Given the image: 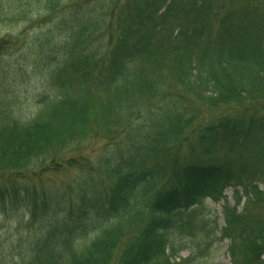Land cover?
Masks as SVG:
<instances>
[{
	"label": "trees",
	"instance_id": "obj_1",
	"mask_svg": "<svg viewBox=\"0 0 264 264\" xmlns=\"http://www.w3.org/2000/svg\"><path fill=\"white\" fill-rule=\"evenodd\" d=\"M0 206V264H264V0H0Z\"/></svg>",
	"mask_w": 264,
	"mask_h": 264
},
{
	"label": "rangeland",
	"instance_id": "obj_2",
	"mask_svg": "<svg viewBox=\"0 0 264 264\" xmlns=\"http://www.w3.org/2000/svg\"><path fill=\"white\" fill-rule=\"evenodd\" d=\"M22 60V59H17ZM21 71L20 76L22 77V83H23V87H16L13 88L14 91V97L16 98L17 102H18V106L21 107H25L24 110H22L21 112V118L24 116H27L29 114V111L26 110V108H30L32 106L35 105V99L33 98V94L32 92L34 91V89L36 88V83L35 80L31 77L29 80L28 78L30 77L29 75V70H24L23 68L19 69ZM21 103V105H20ZM22 108V107H21ZM20 108V109H21ZM23 109V108H22ZM221 109L220 110H206L203 113V118H210L214 115L220 114ZM99 146L96 145V143H92V141L86 142L82 145L77 146L76 148L70 150L69 153H60L59 151H56L55 154H59L62 155L64 157H76L79 156L80 154H86L89 155L90 157H92L93 155H95L97 153V151L99 149H97L96 152H90L93 149L98 148ZM72 171V170H71ZM70 171L68 172H61L57 175H53V174H44L42 176V183H50L55 185L56 187H62V185L67 186V184L69 183L70 180V176H68ZM72 173V172H71ZM240 189V188H239ZM223 193L226 195V199L228 200L227 202H229V204H233V198H232V188L231 187H224L223 188ZM207 203L210 206H213L216 209V213L219 215V223L222 224L223 223V218L221 215V205H222V201L220 200L219 202L215 203L212 202L211 200L207 199ZM13 218L12 215L6 216V213L3 212L2 207L0 206V246L3 245L5 242H7L8 240L12 239L14 234L16 233V230L14 229V227L12 225L9 224V219ZM227 250V240H223L219 243H215L213 248H212V252H211V256L208 257L207 262L208 264H231L230 261V257L226 252ZM188 254V250H182L180 252V256L182 257H186Z\"/></svg>",
	"mask_w": 264,
	"mask_h": 264
}]
</instances>
